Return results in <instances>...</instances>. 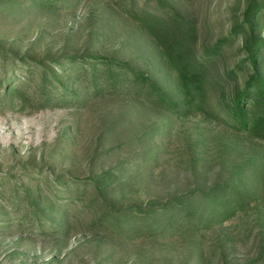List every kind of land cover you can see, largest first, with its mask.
Wrapping results in <instances>:
<instances>
[{
  "label": "rangeland",
  "instance_id": "obj_1",
  "mask_svg": "<svg viewBox=\"0 0 264 264\" xmlns=\"http://www.w3.org/2000/svg\"><path fill=\"white\" fill-rule=\"evenodd\" d=\"M251 1L0 0V264H264V139L228 108ZM146 16L204 64L199 102ZM90 64L82 104L44 100Z\"/></svg>",
  "mask_w": 264,
  "mask_h": 264
},
{
  "label": "trees",
  "instance_id": "obj_2",
  "mask_svg": "<svg viewBox=\"0 0 264 264\" xmlns=\"http://www.w3.org/2000/svg\"><path fill=\"white\" fill-rule=\"evenodd\" d=\"M264 7V2L257 3L251 1L243 11V21L247 24V36L243 40V48L246 51V61L248 62V71L244 76L242 85L236 87L232 93V97L229 101L228 108L230 109V115L232 117V125L241 130L248 131L252 135L264 139V39L260 34L256 33V28L262 25L259 19V13L261 8ZM148 15V14H147ZM145 27L156 33L157 39L163 45L166 56L169 61L175 65L177 69L178 82L182 91V100L184 102L195 103L202 99L203 96V70L204 64L201 61L192 60V56L188 48H183L180 44V40L177 38H170L167 34L168 31H164V34H159L155 27L161 23L155 16H146L142 18ZM159 29V28H158ZM161 30V29H160ZM169 33V32H168ZM177 41V42H176ZM214 44L210 50H215ZM196 61V63H194ZM119 63L121 67H126L128 70L131 68L127 62L107 59V65L112 63ZM88 79L85 75L82 76L77 72L76 75H72L71 82L76 86V89H69L66 85V81L62 78L54 76L55 83L60 86V91L57 93H46L44 84L41 86L44 100L54 101L55 105L63 104L62 100H70V104L80 105L84 97L89 95L95 90V84L92 79L95 78V66L90 64L88 67ZM234 69L228 70L227 73H233ZM136 78L141 80L147 79L143 71L137 72ZM113 73L110 72L107 77H111L116 83L120 78L113 77ZM43 80L46 77L43 76ZM115 83V84H116ZM161 97L166 98L172 105H175L173 100L167 97L166 93H162L159 89ZM82 93H84L82 95ZM260 166L256 168L260 177H264V162H260ZM240 193V192H236Z\"/></svg>",
  "mask_w": 264,
  "mask_h": 264
}]
</instances>
